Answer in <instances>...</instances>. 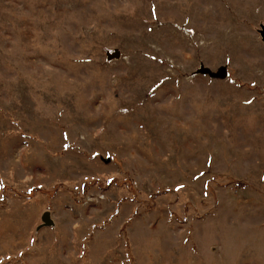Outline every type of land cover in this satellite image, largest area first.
Wrapping results in <instances>:
<instances>
[{"label": "rangeland", "instance_id": "1", "mask_svg": "<svg viewBox=\"0 0 264 264\" xmlns=\"http://www.w3.org/2000/svg\"><path fill=\"white\" fill-rule=\"evenodd\" d=\"M261 24L264 0H0V264H264Z\"/></svg>", "mask_w": 264, "mask_h": 264}, {"label": "water", "instance_id": "2", "mask_svg": "<svg viewBox=\"0 0 264 264\" xmlns=\"http://www.w3.org/2000/svg\"><path fill=\"white\" fill-rule=\"evenodd\" d=\"M261 39L264 41V24H261V28L259 29ZM120 52L118 49H115L113 52H108V58L118 57ZM207 74L212 78H225L227 75V68L225 65L219 66L216 70L211 69L208 66L200 65L196 70L195 74ZM43 225H52L54 222L50 216V212L45 210L41 216ZM41 224V225H42Z\"/></svg>", "mask_w": 264, "mask_h": 264}]
</instances>
